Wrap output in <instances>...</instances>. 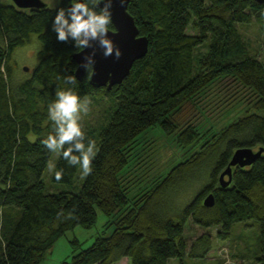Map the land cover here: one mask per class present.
<instances>
[{
    "label": "trees",
    "instance_id": "obj_1",
    "mask_svg": "<svg viewBox=\"0 0 264 264\" xmlns=\"http://www.w3.org/2000/svg\"><path fill=\"white\" fill-rule=\"evenodd\" d=\"M69 5L70 0H60L56 7L21 9L0 0V264H41L69 230L93 227L98 211L118 214L112 233L98 234L86 248L74 238L71 258L60 264H116L124 257L130 264H168L173 257L182 261L187 255V221L204 228L219 225V237L227 238L234 223L250 218L259 221L257 260L264 264V153L249 166H234L226 187L220 183L236 149L264 146V114L246 112L218 130L185 120L198 94L227 76L255 95L250 107L238 110L264 109V62L251 53L239 28L254 20L264 24V3L131 0L128 11L140 34L149 38V50L110 90L92 84L91 73L83 80L76 77L72 54L82 48L58 42L52 31L57 12ZM109 29H115L113 23ZM34 35L41 44L38 65L14 86L13 54ZM68 75L76 77L74 85L65 82ZM68 88L81 98L114 104L101 127L90 129L99 149L80 191L47 192L44 174L53 153L41 141L54 130L47 109L56 91ZM158 125L174 136L182 157L131 199L125 176L138 161L137 138ZM60 169L63 179L57 182L53 173L52 180L72 183L79 167L59 156L56 170ZM189 182L199 188L174 212L172 198ZM210 193L215 202L207 206L204 199ZM199 246L204 248L200 253ZM211 247L210 233H203L190 255L206 257Z\"/></svg>",
    "mask_w": 264,
    "mask_h": 264
},
{
    "label": "rangeland",
    "instance_id": "obj_2",
    "mask_svg": "<svg viewBox=\"0 0 264 264\" xmlns=\"http://www.w3.org/2000/svg\"><path fill=\"white\" fill-rule=\"evenodd\" d=\"M8 1L13 2L12 0ZM44 1L50 7H56L60 3V0ZM263 26L264 24L254 20L249 24H240L239 28L248 42L251 53L257 55L264 62ZM189 32H193V30L189 29ZM40 47L38 36L34 35L31 42L19 46L15 50L11 61L13 66L12 84L14 86L32 75L39 62ZM25 67L29 69L26 70ZM90 100L91 110L83 118L82 123L85 132L88 133L91 140L96 142L99 149L98 137L94 132H90V129L97 128L98 130L101 127L108 113H111L109 109L114 102L106 99L101 100V102ZM254 101L255 95L251 89L243 86L231 76L223 77L198 94L194 102L197 108L188 107L185 111L186 124L212 127L213 130H218L246 112L256 111L264 114V109L238 110L250 107ZM137 143L135 155L137 154L138 161L134 163L125 176L130 181L127 190L131 199L134 195H140L142 190L150 188L155 180L164 176L174 164L180 161L183 151L176 143L174 136H167L160 125L153 126L143 132L137 138ZM58 158L59 155L56 154L51 157L55 165ZM53 173L46 169L44 174L47 192L63 190L79 192L86 178L81 177V170L79 169L72 183H56L52 180ZM198 188V183L189 182L180 189V192L175 193L172 198L173 202H171L174 206L176 205L174 212L184 207L190 201L188 198L192 195L190 193ZM117 217L118 214L109 216L98 211L97 221L93 227L78 226L69 230L47 251L41 264H60L64 259L71 258L73 254L72 240L74 238H78L81 242L80 248H86L92 244L98 234L109 235L116 227L112 220ZM220 229L221 226L219 225L204 228L194 224L192 220L187 221L185 231L188 240L187 255L182 261L180 258L173 257L169 259L168 264H259L257 258L260 255V225L257 219L250 218L234 223L227 238L219 237ZM203 233H210L211 235V250L206 254V257H194L190 255V251L193 249L194 242ZM203 249V246H199L196 251L200 253ZM116 264H130V260L123 258Z\"/></svg>",
    "mask_w": 264,
    "mask_h": 264
},
{
    "label": "clouds",
    "instance_id": "obj_3",
    "mask_svg": "<svg viewBox=\"0 0 264 264\" xmlns=\"http://www.w3.org/2000/svg\"><path fill=\"white\" fill-rule=\"evenodd\" d=\"M124 7L127 0H119ZM103 4L104 7L100 8ZM113 0H70V6L61 7L57 12L52 31L56 33L58 42H72L76 49L94 50L84 57L81 65L88 74L95 73V48L98 47L103 57H114L119 60L123 53L109 38V26L113 23ZM65 82L76 83V77L68 75ZM91 100L81 98L74 90L58 89L56 99L47 109L48 119L52 122L53 132L41 141L51 153L59 155L70 166H78L81 177L89 176L93 171V160L98 153L94 140L88 139L82 120L90 112ZM47 170L54 172L57 182L63 179V169L56 170V165L49 160ZM63 215L58 213V217ZM68 218H72L69 216Z\"/></svg>",
    "mask_w": 264,
    "mask_h": 264
},
{
    "label": "water",
    "instance_id": "obj_4",
    "mask_svg": "<svg viewBox=\"0 0 264 264\" xmlns=\"http://www.w3.org/2000/svg\"><path fill=\"white\" fill-rule=\"evenodd\" d=\"M14 4L21 9H39L45 7L47 3L44 0H12ZM131 0H127L124 7H121L119 0H113V24L115 29H109V38L121 49L123 55L119 60L114 57L105 58L101 50L96 47L95 73L90 74V82L97 87H106L110 90L114 85L122 83L124 78L129 75L136 60L143 58L150 45V40L146 35L140 34V29L134 16L128 11ZM264 3V0H257ZM70 6V5H69ZM67 6V7H69ZM104 5L101 4L100 8ZM94 49H81L72 54V61L76 62L78 67L75 72L79 80H83L87 74L81 67L84 63V57L90 55ZM28 70V67H25ZM264 153V146L258 150L251 147H242L235 150L229 164L220 174V183L226 187L231 180L233 167H245L253 164ZM228 176V179H226ZM215 202L213 193L208 194L204 203L212 206Z\"/></svg>",
    "mask_w": 264,
    "mask_h": 264
},
{
    "label": "crops",
    "instance_id": "obj_5",
    "mask_svg": "<svg viewBox=\"0 0 264 264\" xmlns=\"http://www.w3.org/2000/svg\"><path fill=\"white\" fill-rule=\"evenodd\" d=\"M124 258H127V257H124ZM122 260V259H121Z\"/></svg>",
    "mask_w": 264,
    "mask_h": 264
}]
</instances>
